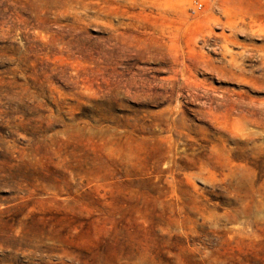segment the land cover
Here are the masks:
<instances>
[{
	"label": "rangeland",
	"instance_id": "obj_1",
	"mask_svg": "<svg viewBox=\"0 0 264 264\" xmlns=\"http://www.w3.org/2000/svg\"><path fill=\"white\" fill-rule=\"evenodd\" d=\"M0 264H264V0H0Z\"/></svg>",
	"mask_w": 264,
	"mask_h": 264
},
{
	"label": "built area",
	"instance_id": "obj_2",
	"mask_svg": "<svg viewBox=\"0 0 264 264\" xmlns=\"http://www.w3.org/2000/svg\"><path fill=\"white\" fill-rule=\"evenodd\" d=\"M199 7H201V6H199Z\"/></svg>",
	"mask_w": 264,
	"mask_h": 264
}]
</instances>
